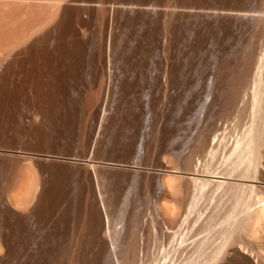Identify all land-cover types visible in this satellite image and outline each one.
<instances>
[{
  "label": "bare ground",
  "instance_id": "1",
  "mask_svg": "<svg viewBox=\"0 0 264 264\" xmlns=\"http://www.w3.org/2000/svg\"><path fill=\"white\" fill-rule=\"evenodd\" d=\"M94 1L0 0V145L20 138L15 124L24 119L18 128L34 132L35 147L50 152L25 155L33 159L38 174L26 211L14 212L5 193H0L17 229L33 224L36 216L40 219L25 239L3 235L7 254L0 261L133 264L146 211L142 197L152 194L176 204L172 216L156 217L160 236L168 237L170 227L180 225V240L174 233L161 264H175L194 239V230L222 223L223 216L224 226L216 232L222 241L208 257L192 264H264V203L254 210L247 207L253 211L246 209L245 216L213 205L189 226L191 213L200 211L193 204L200 185L194 174L196 151L221 144L220 115L237 109L251 84L256 85L254 97L259 99L254 103L256 120L227 171L245 161L246 176L254 175L257 185L264 187V128H260L264 78L259 73L264 55L255 38L260 23L253 19L258 16L250 8L213 6L201 0H157L154 7L114 0L99 6ZM124 12L150 14L138 33L124 34L110 49L109 27ZM240 17L249 22L230 45L223 30L226 24L233 28ZM98 32L105 58L113 57L106 81L95 90L71 92L75 84L65 86L60 76L52 79L50 74L55 68L72 71L64 62L82 58L85 44L92 43ZM40 60L47 61L46 70L40 69ZM69 112L71 134L85 146L74 153L65 150L71 138ZM188 121L191 139L182 144L176 130L182 124L187 127ZM147 133L150 139H144ZM165 151L178 156L171 157L172 162L177 160L183 169L161 159L159 153ZM144 157L145 164L137 161ZM11 159L0 155L3 164ZM22 159L15 160L19 167ZM133 184L140 185L144 194L128 199L122 193ZM215 185L222 190L220 195H229L237 183L224 178ZM204 243L197 241L194 249L202 251ZM244 245L263 246V251L252 252ZM178 264H186L185 259Z\"/></svg>",
  "mask_w": 264,
  "mask_h": 264
},
{
  "label": "rangeland",
  "instance_id": "2",
  "mask_svg": "<svg viewBox=\"0 0 264 264\" xmlns=\"http://www.w3.org/2000/svg\"><path fill=\"white\" fill-rule=\"evenodd\" d=\"M111 0H95L99 6L110 2ZM114 1H126L129 5L140 4V3H149L154 7V3L157 0H114ZM203 3L210 5H222L226 7L233 8H241L248 9L255 13L258 17L253 18L255 21H259L260 27L257 30L255 35L256 40L260 43L261 50L264 55V0H201ZM150 14V13H149ZM149 14H143L138 12H124L123 17L118 19L114 24L110 25V33L111 38L113 40L110 49H113L120 41L121 37L124 34L133 35L140 31L141 27L144 24L146 17ZM249 22L247 18H241L233 28H228L226 24V29L223 30L225 33V37L227 42L231 45V42L234 41L239 35H241L245 28L243 25L246 22ZM101 27V22H100ZM72 41L71 37L68 39L67 44ZM100 42V46H99ZM55 45H51V49H55ZM104 47L101 44V33L98 32L94 36V41L92 43L85 44L84 56L79 58L77 62H73L70 59H66L64 65H68L72 67V71H66L62 73L61 68H55L53 72L50 74V77L56 78L58 76L61 77L64 85L67 84H75L76 88L72 89L71 92L80 91V90H95L98 88L99 84L105 82L106 80V72L107 66L109 62L112 60V55H108L105 58ZM41 64L40 69L46 70L47 61L43 62L40 60ZM57 62H55L56 64ZM218 66H222L220 61ZM259 73L261 77L264 78V56L263 61L259 67ZM256 89L255 84H251L246 88L244 93L241 95L240 107L237 106V109L232 110H223L220 115V120L222 122V128L219 130L221 144L216 145L210 149H198L196 151V170L194 172L196 181L200 184L198 187V193L193 201V204L196 205L198 212L191 213V226L194 222L193 220L198 215H204L207 207H214L215 205H220L224 209L227 207L228 210H235V213L239 211V215L245 216V212L253 211L260 203H264V187H259L257 185V180L254 175L249 177L246 176V172L244 171V167L246 165L245 161L239 164L238 168L232 172L227 171V164L230 160L234 159L241 150L243 139L249 134L253 124L255 123V115H254V103L259 101L254 97V92ZM92 107V106H91ZM90 107V109H91ZM70 117V136L67 140L68 146L66 147V151L74 153L76 150H80L81 148H85L84 145H81V142L75 139V135L71 134V123L73 121V117L69 112ZM24 119H19L15 124V133H17L20 138L15 140L11 138V140L4 145H0V155L5 154L9 158L12 159L8 162V164H3V160L0 161V193H5L6 199L9 201V205L11 209L16 213H23L31 204V199L34 194V190L36 184L38 182V174H37V166L33 159L26 157L25 155H38L45 156L46 154H50V152L46 151L41 147H35L34 141V132L31 131H23L18 128L19 124H23ZM261 129L264 128V121L261 120ZM177 138L179 139V143L187 144L191 139L189 121L188 126L185 127L183 124L181 128L176 130ZM146 139L147 137L150 139V134L147 133L143 135ZM152 137V134H151ZM69 141V142H68ZM54 148L53 150H56ZM261 149L264 151V143L261 144ZM192 150V149H191ZM19 154V155H16ZM169 154V156L167 155ZM173 154V155H172ZM161 159L170 162L169 164H175L178 168L183 169L182 164H178L172 162V158L175 160L178 156L170 151L160 152L159 153ZM151 156V155H150ZM168 156V158H167ZM175 156V158H174ZM19 157H23L22 161H20V167L17 164L16 159ZM170 157V158H169ZM172 157V158H171ZM41 158V157H38ZM43 160L46 158H42ZM13 160V161H12ZM171 160V161H170ZM173 160V161H174ZM146 163V158L137 160ZM135 162V161H134ZM172 162V164H171ZM161 167V166H160ZM159 166L157 168H160ZM180 168V169H181ZM194 170H191V172ZM24 172V173H23ZM253 174V172H252ZM229 178L231 181L237 183L236 189L232 194L229 195H220L221 191L216 189L215 183L218 179ZM215 181V182H213ZM201 183H204L203 185ZM255 188H251V186ZM138 184H133L132 187L127 188L124 187L123 193L124 197L130 199L137 196H142L144 194L143 188ZM264 186V185H263ZM139 187V189H138ZM16 188V189H15ZM15 189V190H13ZM130 189V190H129ZM254 189V190H253ZM142 190V192H141ZM241 193L243 198H240ZM151 196H147L146 194L142 197L146 203V211L143 221V226L139 228L138 234V250H137V260L133 264H161L163 260L166 258L167 254L170 252L171 243L174 242L177 233V239L180 240V234L178 232L180 230V225L176 224L170 227V235L168 237L162 238L160 234L156 231L155 228V220L158 215L167 214L172 216L173 210L176 209L175 202L171 200H167L159 197H155L152 194ZM172 202V203H171ZM242 206L243 208H241ZM173 204H175L173 206ZM232 204V206H231ZM237 204V206H236ZM19 205V206H18ZM21 205V206H20ZM214 205V206H213ZM225 205V206H224ZM229 205V206H228ZM231 206V207H230ZM235 206V207H234ZM239 206V207H238ZM247 207H249L250 210ZM174 208V209H172ZM194 209L197 210V209ZM238 208V209H237ZM240 208V209H239ZM243 209V210H242ZM247 209V210H246ZM227 210V209H225ZM227 210V211H228ZM242 210V211H241ZM250 210V211H249ZM201 212V213H200ZM245 213V214H242ZM195 213V214H194ZM204 213V214H203ZM185 212L182 214L184 217ZM181 216V218H183ZM120 218V217H119ZM219 218V217H218ZM221 215L219 220H221ZM224 218V216H223ZM222 218V223L224 222ZM39 218L36 216V219H33V224L29 226H23L16 228L14 224L13 214L8 212L5 209V205L3 203V199L0 196V256L7 254V248L4 245L3 235H9L11 238L15 235H18L20 238L25 239L30 231L37 227ZM218 220V221H219ZM217 221V222H218ZM31 222V223H32ZM216 222V223H217ZM215 223V224H216ZM222 223H217L216 225L210 227L207 230L201 231L199 228L195 229L193 233L194 238L191 243H189L186 247V250L181 251L177 257L175 258V264L180 263L183 259H185L186 264H192L195 259H203L213 250L216 244H219L222 241V237L216 232L219 231L220 227L224 226ZM198 230V231H197ZM201 231V232H200ZM246 233V232H245ZM132 234V233H131ZM136 234V232H135ZM134 234V235H135ZM133 235V234H132ZM128 237V239H132L135 237L134 235ZM132 236V238H131ZM173 236V237H172ZM179 237V238H178ZM172 238V239H171ZM222 238V239H221ZM176 239V242L178 240ZM204 240V248L202 251H197L194 249V245L197 241L202 242ZM195 243V244H194ZM244 247L252 252H262V247L258 245L254 247H248L244 245ZM264 248V247H263ZM264 252V251H263ZM208 255V256H209ZM207 256V257H208ZM6 261V260H5ZM4 260L0 261V264H10V260L5 263Z\"/></svg>",
  "mask_w": 264,
  "mask_h": 264
}]
</instances>
